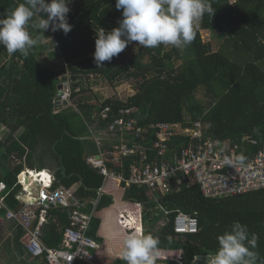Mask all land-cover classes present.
I'll use <instances>...</instances> for the list:
<instances>
[{
    "label": "trees",
    "instance_id": "trees-1",
    "mask_svg": "<svg viewBox=\"0 0 264 264\" xmlns=\"http://www.w3.org/2000/svg\"><path fill=\"white\" fill-rule=\"evenodd\" d=\"M22 2L0 0V18H6V12ZM69 2L67 18L72 30L67 34L63 30L53 32L51 25L44 34L29 28L41 40L27 58L19 52L9 56L0 46V181L7 184L5 204L10 209L17 211L22 206L17 197L23 187L19 174L29 168L51 171V190L71 188L79 201L73 209L93 211L105 176L88 162V157L111 150L119 141L106 133L99 136L104 137L99 144L92 130H108L126 109H131V115L144 127L161 121L182 128L195 122L210 123L206 134L220 146L239 144L248 155L264 148V0H210L216 13L204 15L188 46H138L131 55L121 52L100 67L93 56L96 31L119 27L122 10L116 9V0ZM203 31L208 32V38H203ZM72 75H83L84 79L76 81L77 87L71 85L70 105L56 110L58 85L67 80L73 84ZM150 79L156 82L154 89ZM103 80L114 89L128 82L133 92L110 91L101 98L93 84ZM155 96L158 99L153 101ZM106 108L107 117L102 119ZM125 137L131 140L132 135ZM245 137L257 143H243ZM187 141V137L176 134L170 146L178 150ZM136 160V155H130L118 165L109 160L106 165L128 178ZM121 186L123 199L143 208V232L159 237L160 250L180 251L183 264H196L197 258L214 255L219 248L217 237L234 221L258 235V264L264 261V189L209 198L195 184L155 201L147 187L124 181ZM6 210H0V218L4 223H15L17 239H23V229L14 219L5 217ZM179 211L198 218L197 233L181 235L174 231V217ZM119 214L126 229H141L136 213L121 210ZM130 217L134 225L129 223ZM101 224L102 216L94 215L89 235L102 243ZM69 225L66 209L50 207L42 229L44 244L59 247ZM111 264L126 262L115 259ZM157 264L181 263L158 258Z\"/></svg>",
    "mask_w": 264,
    "mask_h": 264
},
{
    "label": "built area",
    "instance_id": "built-area-1",
    "mask_svg": "<svg viewBox=\"0 0 264 264\" xmlns=\"http://www.w3.org/2000/svg\"><path fill=\"white\" fill-rule=\"evenodd\" d=\"M63 99L70 100L72 86L69 80L63 83ZM109 108L102 112V119L107 117ZM126 109L103 131L111 136L114 143L109 151H101L100 158L88 157V162L101 170L105 180L116 179L127 185L147 187L152 199L159 201L183 186L198 185L205 197H228L264 189V148L256 155L243 152L239 144L220 146L218 140L208 136L206 131L210 123L195 122L192 126L182 128L170 122H155L142 126ZM149 133V136H148ZM125 134L132 135L131 140ZM187 137L188 141L180 145L178 150L170 146L176 135ZM153 136L148 141L149 137ZM242 142L256 144L257 141L245 137ZM243 154L244 163L235 162V157ZM136 155L137 160L130 167L129 177L110 170L106 161L115 165L121 163L123 157ZM225 156L233 160V164L224 163ZM29 175V182L24 177ZM54 175L45 171L38 172L26 169L19 175L22 190L17 195L21 200V208L13 211L5 204L7 184L0 181V210L6 207L5 217L14 219L24 232V247L31 260L46 259L48 264H78L84 262L97 264V254L102 243L89 235L94 210L82 212L73 207L79 206L74 190L60 186L51 190ZM40 184L34 191L31 186ZM102 190V189H101ZM100 190V194L102 193ZM72 209L70 225L64 230L59 247H48L42 240L43 227L47 222L51 205ZM168 214L169 212L165 210ZM4 219L0 218V227ZM199 230L198 218L179 211L174 218V231L177 234H193ZM182 263V262H181Z\"/></svg>",
    "mask_w": 264,
    "mask_h": 264
},
{
    "label": "clouds",
    "instance_id": "clouds-1",
    "mask_svg": "<svg viewBox=\"0 0 264 264\" xmlns=\"http://www.w3.org/2000/svg\"><path fill=\"white\" fill-rule=\"evenodd\" d=\"M69 3V0H23L6 12V18H0V46L6 49L9 56L19 52L27 58L41 40L40 35L33 36L29 28L44 34L51 25L53 32L63 30L67 34L72 30L67 18ZM115 7L122 10L119 27L107 32L100 27L96 31L93 56L98 67L103 66L105 61L110 62L132 42H138V46L143 48H156L163 44L182 49L193 41L204 15L214 16L216 13L210 0H116ZM244 161L243 154L235 157L238 164L242 165ZM224 163L231 166L233 160L225 156ZM42 171L45 170L38 172ZM217 239L219 248L209 258L210 264H258L259 253L255 249L259 237L250 233L247 225L234 221L230 229ZM122 244L121 258L126 264H157L158 236L137 229L126 234ZM176 261L183 264L181 253Z\"/></svg>",
    "mask_w": 264,
    "mask_h": 264
},
{
    "label": "crops",
    "instance_id": "crops-1",
    "mask_svg": "<svg viewBox=\"0 0 264 264\" xmlns=\"http://www.w3.org/2000/svg\"><path fill=\"white\" fill-rule=\"evenodd\" d=\"M72 80V79H71ZM70 82V80H69ZM71 85L72 82H70ZM69 105H70V100ZM68 105V106H69ZM65 106V107H68ZM64 107V108H65ZM93 128V127H92ZM94 137L96 138L97 142L100 144V141L104 137H99L100 135H105L106 133L102 130L93 129ZM106 136H108L106 134ZM111 138V136H108ZM112 139V138H111ZM113 140V139H112ZM114 141V140H113ZM45 171H49L46 170ZM35 192L41 188L40 184H33L31 187ZM119 191V195L124 194V188L115 180L109 179L106 185L102 187V194L106 199V202L109 205V209L105 213V217L102 218L101 228L99 230L100 235L104 238L102 242V248L97 254V263L98 264H111V262L115 259H122V251H123V244L122 240L126 234H129L135 230L129 229L122 225V219L120 218L119 212L121 210L129 211L136 213L138 220L141 224V230L144 231L143 222H142V208L140 205L130 202V201H117L114 199L115 194ZM98 211H100L98 209ZM3 232L4 239L0 242V246H3L4 253L0 254V261L3 263V259L10 258L12 261L10 264H44L45 261L43 259H36L31 260L24 248L23 239H17L18 236V229L16 224L12 221H7L4 223L0 229V232ZM1 237V235H0ZM178 253L179 256L180 251H172V250H160L159 249V257L161 259H173L174 254ZM5 264V262H4Z\"/></svg>",
    "mask_w": 264,
    "mask_h": 264
},
{
    "label": "rangeland",
    "instance_id": "rangeland-1",
    "mask_svg": "<svg viewBox=\"0 0 264 264\" xmlns=\"http://www.w3.org/2000/svg\"><path fill=\"white\" fill-rule=\"evenodd\" d=\"M202 33H203V38L204 39L208 38V32L203 31ZM137 48H138V42H132V43L128 44L127 47L122 52L131 55L132 53H134L137 50ZM44 57H45V54H44ZM155 83L156 82H155L154 79H150L149 80V84H150L152 89H154L156 87ZM93 86H94V91L98 92L101 95V98H106V96L108 94H110V91H112V93H116L117 92L118 94H119V92L121 93L123 91H125L126 93H129V94L133 92V89H132L131 85L128 82L122 83L116 89H114L113 86L111 84H109V82L104 81V80L100 81V83H98V85L95 82V84H93ZM201 95H202V93H199V96H201ZM157 99H156V96L152 97L153 101H156ZM107 181H109V180H105L104 186L106 185ZM114 199L117 200V201L118 200L120 201L122 199L121 202L124 201L123 195H121V194L119 195V191L117 192V194H115ZM107 204L108 203L106 202L104 194H100V196L98 198V201L95 202V208H94L95 215L96 214H98V215L100 214L102 216V218L105 217V213L109 209L108 208L109 205H107ZM99 207H101L100 211H98ZM129 221H130L129 223H131V225L135 224V221H134V219L132 217L129 218ZM3 239H4V235H3V232H2L1 233V237H0V242ZM2 243H3V241H2ZM2 253H4L3 246L2 247L0 246V254H2ZM177 255H178V253H175L173 259H175V260L178 259L179 256H177ZM3 261L5 262V264H10L12 259L7 257V258L3 259ZM4 262L2 264H4Z\"/></svg>",
    "mask_w": 264,
    "mask_h": 264
},
{
    "label": "water",
    "instance_id": "water-1",
    "mask_svg": "<svg viewBox=\"0 0 264 264\" xmlns=\"http://www.w3.org/2000/svg\"><path fill=\"white\" fill-rule=\"evenodd\" d=\"M72 81H74L73 83V87H77L78 83L76 82L77 80H82L84 79L83 75H72L71 76ZM63 95H64V86L62 83H60L58 85V89H57V93L55 96V108L56 110H61L63 109L65 106L69 105V101L67 99H63ZM96 158L99 159L100 155H96ZM29 182V176H25L24 177V183L27 184ZM53 207V205H51ZM56 207H60L59 204L56 205ZM69 216H71L72 214V209L71 208H67L66 209ZM211 256H206V257H199L197 259L196 264H210V258Z\"/></svg>",
    "mask_w": 264,
    "mask_h": 264
}]
</instances>
